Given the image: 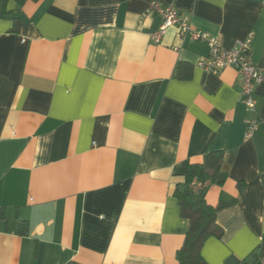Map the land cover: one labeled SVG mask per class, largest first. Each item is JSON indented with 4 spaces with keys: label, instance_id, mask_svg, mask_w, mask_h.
<instances>
[{
    "label": "crops",
    "instance_id": "obj_1",
    "mask_svg": "<svg viewBox=\"0 0 264 264\" xmlns=\"http://www.w3.org/2000/svg\"><path fill=\"white\" fill-rule=\"evenodd\" d=\"M172 6L223 48L251 36L264 75V0H9L0 16V264H178L175 191L201 182L221 236L206 264H264V82L240 77L145 15ZM257 127L245 138L247 119ZM222 154V185L188 178ZM194 200L198 194L192 193Z\"/></svg>",
    "mask_w": 264,
    "mask_h": 264
},
{
    "label": "built area",
    "instance_id": "obj_2",
    "mask_svg": "<svg viewBox=\"0 0 264 264\" xmlns=\"http://www.w3.org/2000/svg\"><path fill=\"white\" fill-rule=\"evenodd\" d=\"M156 14L161 19V25L151 34L154 43H159L164 33L171 27H176L180 40L189 39L191 42H201L207 47V57L198 64L204 71L211 74H219L221 71L232 68L240 77V97L246 113L255 115L254 86L264 82L263 73L257 69L248 56V48L251 40L237 42L232 48L225 49L221 44L220 36H210L207 33L194 30L186 18H181L179 12L172 6L161 5L158 2H149V8L145 15ZM245 138H250L257 127V119L245 120ZM189 189L194 194H199L203 189L201 182H193Z\"/></svg>",
    "mask_w": 264,
    "mask_h": 264
},
{
    "label": "trees",
    "instance_id": "obj_3",
    "mask_svg": "<svg viewBox=\"0 0 264 264\" xmlns=\"http://www.w3.org/2000/svg\"><path fill=\"white\" fill-rule=\"evenodd\" d=\"M9 0H0V16L10 15L6 4ZM16 4L23 5L26 1L38 0H13ZM222 154L208 151L203 156L201 166L190 165L186 177L196 176L198 180L208 179L211 183L222 185L226 179V173L221 171ZM261 182L264 187V171L261 173ZM190 185V184H189ZM192 192L189 186L184 191H175V197L180 206V214L187 220L188 230L182 247L176 252L175 258L178 264H206L201 256L204 242L210 237L221 236V228L216 223V214L219 210L211 208L204 199V193L200 192L197 197L191 199ZM259 256L264 257V238L258 246Z\"/></svg>",
    "mask_w": 264,
    "mask_h": 264
}]
</instances>
